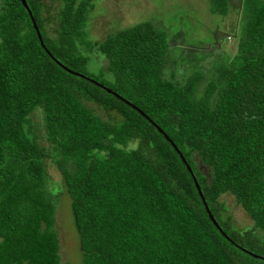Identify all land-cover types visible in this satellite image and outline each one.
<instances>
[{"label": "trees", "instance_id": "obj_1", "mask_svg": "<svg viewBox=\"0 0 264 264\" xmlns=\"http://www.w3.org/2000/svg\"><path fill=\"white\" fill-rule=\"evenodd\" d=\"M208 1L229 12L230 0ZM26 2L41 38L21 0H0V264H60L47 159L69 197L80 264H264V0H238L235 52L181 80L153 22L87 39L94 0H61L53 37L44 0ZM90 48L110 80L77 68ZM223 193L250 227L222 217Z\"/></svg>", "mask_w": 264, "mask_h": 264}, {"label": "rangeland", "instance_id": "obj_2", "mask_svg": "<svg viewBox=\"0 0 264 264\" xmlns=\"http://www.w3.org/2000/svg\"><path fill=\"white\" fill-rule=\"evenodd\" d=\"M43 15L48 17L46 30L56 37L57 14L61 0H44ZM240 2L230 0V9L226 14L210 12L208 0H94L87 23V39H102L115 29L128 27L134 23L149 20L167 32L168 54L178 61L175 67V79L195 67L208 71L213 62L229 58L236 50L237 33L240 26ZM80 50L85 45L78 43ZM89 60L86 67H77L93 74H101L110 80L106 69V57L95 48L87 51ZM166 76L169 70H165ZM98 112L103 113L99 108ZM33 129L39 135L40 143L48 145L44 135L43 112L36 108L30 116ZM198 168L204 174L210 173V167L197 160ZM47 185L58 195L55 211V228L59 238L60 264H80L81 253L77 231L73 224L70 201L63 187L58 167L49 159L46 161ZM224 203L222 217H229L233 227L245 229L252 225V219L237 204L230 193L220 196Z\"/></svg>", "mask_w": 264, "mask_h": 264}, {"label": "water", "instance_id": "obj_3", "mask_svg": "<svg viewBox=\"0 0 264 264\" xmlns=\"http://www.w3.org/2000/svg\"><path fill=\"white\" fill-rule=\"evenodd\" d=\"M21 1H22L23 5L26 7V9L28 10V13L30 14V17H31V20H32L33 26H34L35 30L37 31V35H38V37L41 38L40 31H39V29H38V26H37V24H36V22H35L34 17L32 16L31 10H30V8L28 7V4H27L26 0H21ZM166 137L168 138V136H166ZM168 139H169V138H168ZM173 145H174V147L176 148V145H175L174 143H173ZM176 149H177V148H176ZM177 150H178V149H177ZM178 151H179V150H178ZM179 153H180V152H179ZM180 155H182V154L180 153ZM182 159H183L184 162L186 163L188 170L191 172V174H192V176H193V180H194V182H195L196 188H197L198 193H199V195H200V197H201V199H202V201H203V203H204L205 209H206V211H207L209 217H210L211 220H212V221L218 226V222L216 221L214 215L212 214V212H211L210 209H209L208 204L206 203V200H205V197H204L203 192H202V190H201V187H200L199 183L197 182V180H196V178H195V176H194V174H193V172H192V169H191L190 165L186 162V160H185V158H184L183 156H182Z\"/></svg>", "mask_w": 264, "mask_h": 264}]
</instances>
